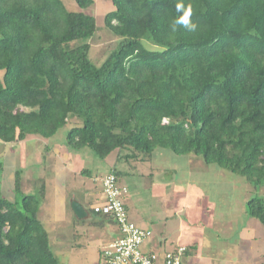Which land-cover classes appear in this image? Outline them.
Segmentation results:
<instances>
[{
    "label": "trees",
    "instance_id": "obj_1",
    "mask_svg": "<svg viewBox=\"0 0 264 264\" xmlns=\"http://www.w3.org/2000/svg\"><path fill=\"white\" fill-rule=\"evenodd\" d=\"M66 1L0 0L1 142L50 138L77 118L71 149L134 165L165 148L264 185V0H109L104 25L120 40L100 64L87 41L101 29L95 0ZM178 3L195 33L172 31ZM45 186L23 193L17 171L20 200L0 189V264H64L39 217ZM92 206L83 220L108 217ZM246 213L264 226V197Z\"/></svg>",
    "mask_w": 264,
    "mask_h": 264
},
{
    "label": "rangeland",
    "instance_id": "obj_2",
    "mask_svg": "<svg viewBox=\"0 0 264 264\" xmlns=\"http://www.w3.org/2000/svg\"><path fill=\"white\" fill-rule=\"evenodd\" d=\"M65 3L79 9L75 2ZM112 9L109 0H95L89 8L101 26L87 39L95 63L100 64L120 40L104 25ZM143 43L158 48L150 41ZM74 120L50 138L29 135L19 142L0 141V189L9 200H20L14 188L17 171L25 194H38L44 182L46 192L39 217L50 232L54 253L64 264H98L100 249L108 247L110 240H119L122 233L115 223L103 227L90 219L78 220L70 200L74 192L83 195L84 187H100L103 172L111 168L110 162L117 155L102 159L89 148L68 147V131L82 124L81 119ZM137 163V168L132 169L123 160L117 165L120 168L126 164L134 174L136 169L146 173L138 178L139 189H130L123 195L127 194L129 216L135 210L151 222V216H157L155 225L163 229L166 237L173 235L166 249L178 241L177 231L184 223L187 239L193 237L197 242V250L190 257L195 264H264V229L258 219L246 213L249 198L264 197V185L256 189L244 177L215 164L208 165L195 154L178 155L165 148H157L151 161ZM90 173L98 175L96 181ZM118 181L121 185L124 177ZM90 202H95V196L88 199L87 207ZM252 222L257 228L249 226Z\"/></svg>",
    "mask_w": 264,
    "mask_h": 264
},
{
    "label": "built area",
    "instance_id": "obj_3",
    "mask_svg": "<svg viewBox=\"0 0 264 264\" xmlns=\"http://www.w3.org/2000/svg\"><path fill=\"white\" fill-rule=\"evenodd\" d=\"M103 190L105 201L94 204L93 213L112 218L122 236L103 249L98 264H186L184 256L187 246L180 245L163 253L145 248L153 232L130 218L123 197L127 189L119 184L115 173L110 172L104 177Z\"/></svg>",
    "mask_w": 264,
    "mask_h": 264
},
{
    "label": "crops",
    "instance_id": "obj_4",
    "mask_svg": "<svg viewBox=\"0 0 264 264\" xmlns=\"http://www.w3.org/2000/svg\"><path fill=\"white\" fill-rule=\"evenodd\" d=\"M120 162H122V161L119 160L117 157H116V159H114L113 161L110 162V167L111 168H109V170L106 169L107 172H103L102 179H101V186L100 187L97 186V185H94L93 187H90V188L84 187L85 191H84L83 195H80V194L74 192L73 197H71V200H70L71 208H72V203L73 202H77L81 206L86 208V210H87L88 207H87L86 204L88 202V199L89 198H93V196H95V202H90L91 206L94 205V204H98V203L104 202L105 201V193H104V190H103V179L110 172H118L119 180L124 177V182H122L121 186L125 187L127 189L126 192L128 191V193H129L130 189L131 190L139 189L141 187V184H140V181H139L138 178L139 177H144L146 175L145 171L136 169L137 172L134 174L133 172H131L130 170L127 169L126 164L129 166V168L132 169V168H137L138 163H135L134 165H132V164H129V163L126 162V164H124V165H122V167L118 168L117 165ZM77 171L79 172V171H86V170L85 169H83V170L77 169ZM89 175H90V177L93 180L96 181V178L98 177V175L93 176V174H91V173ZM153 177H154V172L151 173V183L153 181ZM139 184H140V186H139ZM124 200H125L126 206L129 208V201H128V198H127V194L124 196ZM72 210H73V208H72ZM202 212L206 213L205 209H203ZM74 213H75V211H74ZM132 215H133V216H131L132 220L136 224H138L139 226H141L143 228L150 229L153 232L152 238L148 241V243H147V245L145 247L146 249H153L155 251L163 253L165 251L173 250L174 248H176V247H178L180 245H184V246H187L188 248H190L189 253H187L184 256L185 263L186 264H195L193 262V260L190 259V257L197 250V242L194 240L193 237H191V239H189V240L187 239V233L185 231L186 228H185V224L184 223H182L180 225V228L177 231V239H178V241L173 242L171 244V246H170L171 248L166 249L167 248L166 246H167V243H168V239L171 238L173 235L169 233L168 236L166 237V234L164 233L163 229H161L160 227L155 225L154 222H156L155 219L157 218V216H151V219H152V222H151L149 219H146L145 216H143L141 214V212H138L136 210L132 213ZM75 216H76V218L78 220H83L84 219V217H82V218L78 217L76 215V213H75ZM89 219H90L91 223H94V224H97L98 226H103V227H105V226L108 227V224L109 225L113 224V223L116 224V222L112 218H104V217L103 218L102 217H93L92 218V217H90ZM89 219H86V220H89ZM261 225H262V227L264 229V226H263L262 223H261ZM249 226L250 227L255 226L257 228L256 224L253 223V222L250 223ZM197 227H199V226L197 225ZM114 242H115V240H112V241L110 240L109 243H108V246L110 244L114 243ZM162 247H164V248H162ZM102 250L103 249H100V251H99V257H100V254H101Z\"/></svg>",
    "mask_w": 264,
    "mask_h": 264
},
{
    "label": "clouds",
    "instance_id": "obj_5",
    "mask_svg": "<svg viewBox=\"0 0 264 264\" xmlns=\"http://www.w3.org/2000/svg\"><path fill=\"white\" fill-rule=\"evenodd\" d=\"M177 13H182L177 18L170 20L172 31H177L178 27L182 26L187 32L195 33L198 30V25L191 21L190 10H185L183 4L178 3L176 6Z\"/></svg>",
    "mask_w": 264,
    "mask_h": 264
},
{
    "label": "water",
    "instance_id": "obj_6",
    "mask_svg": "<svg viewBox=\"0 0 264 264\" xmlns=\"http://www.w3.org/2000/svg\"><path fill=\"white\" fill-rule=\"evenodd\" d=\"M72 208L75 211L76 215L80 218L85 217L87 215L86 208H84L77 202L72 203Z\"/></svg>",
    "mask_w": 264,
    "mask_h": 264
}]
</instances>
